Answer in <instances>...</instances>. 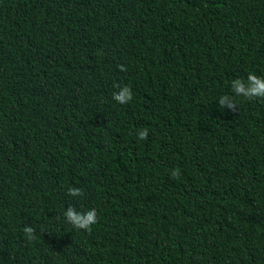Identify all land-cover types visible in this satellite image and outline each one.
Listing matches in <instances>:
<instances>
[{
  "label": "trees",
  "instance_id": "16d2710c",
  "mask_svg": "<svg viewBox=\"0 0 264 264\" xmlns=\"http://www.w3.org/2000/svg\"><path fill=\"white\" fill-rule=\"evenodd\" d=\"M250 73L264 0H0V264H264Z\"/></svg>",
  "mask_w": 264,
  "mask_h": 264
},
{
  "label": "clouds",
  "instance_id": "9594fccd",
  "mask_svg": "<svg viewBox=\"0 0 264 264\" xmlns=\"http://www.w3.org/2000/svg\"><path fill=\"white\" fill-rule=\"evenodd\" d=\"M121 71L126 69L121 66ZM231 89L233 96L224 95L218 100V105L224 109L226 106L230 111H236L237 104L235 97H243L249 101L254 99H264V77H258L254 74H248L246 81L242 79H235L231 82ZM112 99L119 104H127L133 99L132 90L129 86L125 85L116 93H113ZM148 136V129H143L138 132V139L143 140ZM180 173L178 169L171 171L172 178H179ZM83 190L79 188H69L67 195L71 197L82 196ZM64 220L72 228L83 231H90L92 226L95 225L97 220V211L95 208L86 212H78L74 207L69 206L64 212ZM28 240H34V229L32 227H25L23 229Z\"/></svg>",
  "mask_w": 264,
  "mask_h": 264
}]
</instances>
